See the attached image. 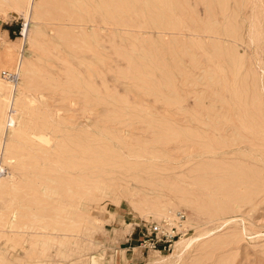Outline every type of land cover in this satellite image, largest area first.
<instances>
[{
	"label": "rangeland",
	"instance_id": "rangeland-1",
	"mask_svg": "<svg viewBox=\"0 0 264 264\" xmlns=\"http://www.w3.org/2000/svg\"><path fill=\"white\" fill-rule=\"evenodd\" d=\"M13 67L0 264H264V0H0Z\"/></svg>",
	"mask_w": 264,
	"mask_h": 264
},
{
	"label": "built area",
	"instance_id": "built-area-1",
	"mask_svg": "<svg viewBox=\"0 0 264 264\" xmlns=\"http://www.w3.org/2000/svg\"><path fill=\"white\" fill-rule=\"evenodd\" d=\"M0 76L11 84H16L19 79L17 68L1 69ZM182 214L174 213L172 216L150 221L145 226V232L140 238L137 247L145 249H165L174 238L183 234ZM183 231V232H182ZM181 234V235H182Z\"/></svg>",
	"mask_w": 264,
	"mask_h": 264
},
{
	"label": "bare ground",
	"instance_id": "bare-ground-1",
	"mask_svg": "<svg viewBox=\"0 0 264 264\" xmlns=\"http://www.w3.org/2000/svg\"><path fill=\"white\" fill-rule=\"evenodd\" d=\"M29 2V1H28ZM28 5H31V4H28L27 3V6ZM29 8V7H28ZM65 10V9H64ZM62 13V12H61ZM65 14H66V12H64ZM67 15V14H66ZM68 17H70V14H68ZM253 23V22H252ZM250 25V24H249ZM255 26V25H254ZM253 26V24H251L250 26H249V29H248V34H250V36L252 35V31H254L255 33H260V29H259V24H257L255 27ZM252 29V30H251ZM23 30H24V27L22 28V33H21V35H23ZM257 34H254V35H257ZM2 78V77H1ZM3 79V78H2ZM263 90H264V88H263ZM0 98H2L3 99V97L0 95ZM10 101H9V99H7V101H6V105H5V108L7 107V105H8V103H9ZM14 103V102H13ZM11 107V106H10ZM17 109H18V106L14 103V106H13V110H12V112H11V115H10V126H9V128L8 129H13L14 128V126L12 125L13 124V119H15V117L17 116ZM4 115H5V111L3 110V113H2V118H4ZM7 115V114H6ZM3 125V124H2ZM42 139V138H41ZM47 143H48V141H47ZM50 146L52 145V144H49ZM6 146H7V142L6 141H4V142H2V139H0V158H2L3 157V154L5 155L6 154V156L4 157V162L6 163V164H9V161L12 159V158H10L9 157V151H7L6 150V153L4 152V149L6 148ZM48 147V146H47ZM47 157H48V155H47ZM14 159V158H13ZM43 161V160H42ZM41 161V162H42ZM46 161V160H45ZM48 163V162H47ZM24 165V164H23ZM0 170L2 171L3 169H2V167H1V164H0ZM208 170V169H207ZM7 175V178H9V180H10V182L12 183V182H14V180H15V178H14V176L12 175V174H10V173H8V174H6ZM1 180V179H0ZM9 187L10 186H14V184L12 183V184H9L8 185ZM14 188V187H13ZM4 189H7V187H3L2 186V181H0V194H1V192L2 191H4ZM35 195V194H34ZM33 195V196H34ZM46 207V206H45ZM184 222L185 221H182V224H184ZM22 234H27V235H29V233L28 232H23ZM181 238V237H180ZM179 239V238H178ZM188 243V242H187Z\"/></svg>",
	"mask_w": 264,
	"mask_h": 264
}]
</instances>
